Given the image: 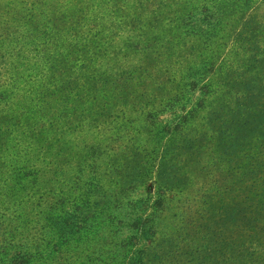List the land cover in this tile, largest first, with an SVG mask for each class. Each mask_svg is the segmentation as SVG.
<instances>
[{
	"label": "rangeland",
	"instance_id": "rangeland-1",
	"mask_svg": "<svg viewBox=\"0 0 264 264\" xmlns=\"http://www.w3.org/2000/svg\"><path fill=\"white\" fill-rule=\"evenodd\" d=\"M235 14L230 25L202 26L194 36L164 21L144 37L99 16L46 71L56 101L31 127L50 128L41 143L51 144L53 179L92 182L98 170L106 186L132 180V200L146 197L152 182L166 188L160 219L174 233L138 241L135 253L145 250L148 264H264V1ZM18 35L0 29V88ZM36 59L30 52L26 62ZM191 66L195 83L181 88ZM15 94L22 101L6 104L8 115L29 93L19 85ZM251 183L247 200L242 188Z\"/></svg>",
	"mask_w": 264,
	"mask_h": 264
},
{
	"label": "trees",
	"instance_id": "trees-1",
	"mask_svg": "<svg viewBox=\"0 0 264 264\" xmlns=\"http://www.w3.org/2000/svg\"><path fill=\"white\" fill-rule=\"evenodd\" d=\"M254 1L0 0V29L5 37L19 34L8 44L14 45L6 53L10 75L0 88V264H148L145 250L135 253L138 241L174 233L160 219L168 206L162 190L166 188L152 182L155 186L145 187L146 197L132 200L128 190L137 188L132 180L106 186L98 170L92 182L62 184L51 177L55 156L51 144L41 143L50 128L44 134L31 127L34 116L44 106L51 113L56 101L48 66L67 42L85 39L91 31L80 29L99 16L136 26L143 37L144 28L164 21L181 28V36H194L202 26L215 30L230 25L236 16L231 13L244 14ZM30 52L37 59L26 62ZM196 70L191 66L193 73L181 88L192 87ZM19 85L29 94L23 95L24 105L8 115L5 105L22 101L13 102ZM17 111L31 122L18 119ZM19 137L23 141H17ZM254 185L242 188L247 200L255 195Z\"/></svg>",
	"mask_w": 264,
	"mask_h": 264
}]
</instances>
